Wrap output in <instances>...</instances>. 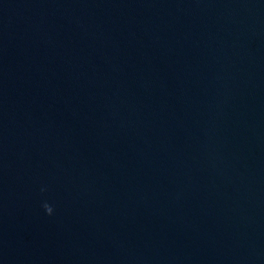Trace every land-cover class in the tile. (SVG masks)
Listing matches in <instances>:
<instances>
[{"label": "water", "instance_id": "95a60500", "mask_svg": "<svg viewBox=\"0 0 264 264\" xmlns=\"http://www.w3.org/2000/svg\"><path fill=\"white\" fill-rule=\"evenodd\" d=\"M0 264H264V0H0Z\"/></svg>", "mask_w": 264, "mask_h": 264}]
</instances>
